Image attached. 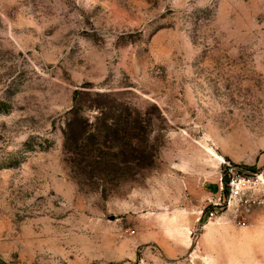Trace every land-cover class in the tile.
<instances>
[{"label":"rangeland","instance_id":"374dc122","mask_svg":"<svg viewBox=\"0 0 264 264\" xmlns=\"http://www.w3.org/2000/svg\"><path fill=\"white\" fill-rule=\"evenodd\" d=\"M75 89L144 115L150 163L81 168ZM230 171L264 173V0H0V264H264Z\"/></svg>","mask_w":264,"mask_h":264},{"label":"trees","instance_id":"16d2710c","mask_svg":"<svg viewBox=\"0 0 264 264\" xmlns=\"http://www.w3.org/2000/svg\"><path fill=\"white\" fill-rule=\"evenodd\" d=\"M75 89L73 103L67 109L64 146L77 157L81 168L104 170L117 163H138L144 166L151 161L147 149L149 130L147 118L123 102L116 100L110 91H96L88 101ZM94 109L95 112H85ZM146 143L140 147L138 143ZM116 164V165H115ZM115 165V166H114Z\"/></svg>","mask_w":264,"mask_h":264},{"label":"built area","instance_id":"2783aa9c","mask_svg":"<svg viewBox=\"0 0 264 264\" xmlns=\"http://www.w3.org/2000/svg\"><path fill=\"white\" fill-rule=\"evenodd\" d=\"M264 185V173L252 172L249 174H240L230 171L226 175L225 187L227 199H237L241 202L262 201L257 195H251Z\"/></svg>","mask_w":264,"mask_h":264}]
</instances>
